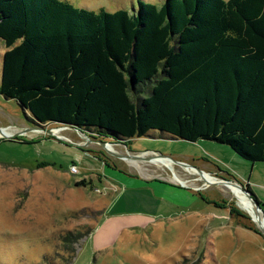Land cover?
Masks as SVG:
<instances>
[{
	"label": "trees",
	"instance_id": "obj_1",
	"mask_svg": "<svg viewBox=\"0 0 264 264\" xmlns=\"http://www.w3.org/2000/svg\"><path fill=\"white\" fill-rule=\"evenodd\" d=\"M0 43V95L36 125L118 142L159 131L264 163V0H137L114 12L0 0Z\"/></svg>",
	"mask_w": 264,
	"mask_h": 264
},
{
	"label": "rangeland",
	"instance_id": "obj_2",
	"mask_svg": "<svg viewBox=\"0 0 264 264\" xmlns=\"http://www.w3.org/2000/svg\"><path fill=\"white\" fill-rule=\"evenodd\" d=\"M62 1L92 11L137 7V0ZM4 51L0 43V78ZM35 126L15 100L0 95V129L11 135L25 131L12 140L0 137V264H180L185 257L196 258L199 248L207 250L204 243L211 237L222 257L219 264H264V253L255 247L261 250L260 239L264 243L259 221L223 183L260 195L247 187L248 178L238 176L246 168L248 177L252 163L228 146L159 131L127 142L94 139L68 126L55 132L59 139L32 130ZM87 139L111 143L118 155L166 159L123 160ZM196 170L215 181H206ZM81 179L91 185L77 187ZM90 229V235L71 246L64 241ZM228 236L241 245L240 253L219 254L227 251L223 244ZM244 236L255 239L246 242Z\"/></svg>",
	"mask_w": 264,
	"mask_h": 264
},
{
	"label": "crops",
	"instance_id": "obj_3",
	"mask_svg": "<svg viewBox=\"0 0 264 264\" xmlns=\"http://www.w3.org/2000/svg\"><path fill=\"white\" fill-rule=\"evenodd\" d=\"M257 164H260V163H252L251 165V168H250V175L248 177H246V171H243L245 170L246 168H243V170H240L238 171V176L240 178H248L247 180V187L250 186L253 188V191L254 189H257L260 191V195L258 193H255L254 191V194H255V198L261 202V204H264V166H257ZM261 164H264V163H261ZM257 170V171H256ZM256 171V176L254 175V172ZM263 172V175H261ZM249 188V187H248ZM128 202H125V201H122L121 204L122 205H126ZM132 203V202H131ZM202 224L199 226L201 227ZM249 232V231H248ZM250 233V232H249ZM255 239V237H252V236H244V239H246V242L247 241H250V242H253V240ZM260 238H258L259 240ZM259 242H261V250L259 249V247H257L255 245V247L257 248V250L260 252V253H264V243L262 242V240L260 239ZM224 246H226L227 248V251H223V252H219V254H222L224 252L226 253H240L241 252V245H236V243L233 241V238L228 236L226 238V242L223 244ZM204 246L207 247L208 249L207 250H204L202 252V250H198V253L199 252H202L203 254V264H205V261H207L208 259H210L209 261V264H219L220 262V259L222 257H219L218 256V252L216 250V246H217V241L215 243V239H213L212 237L207 240L205 243H204ZM260 257L262 258V256L260 255ZM208 264V263H206Z\"/></svg>",
	"mask_w": 264,
	"mask_h": 264
},
{
	"label": "water",
	"instance_id": "obj_4",
	"mask_svg": "<svg viewBox=\"0 0 264 264\" xmlns=\"http://www.w3.org/2000/svg\"><path fill=\"white\" fill-rule=\"evenodd\" d=\"M63 127H59V128H65V126H67V125H62ZM73 128V127H72ZM75 131H77V129H75V128H73ZM32 130H34V131H39V132H46V133H48V134H50V135H52V136H56L55 135V133L53 132V130L52 129H49L48 131H45L44 130V127H43V125H39L38 127H33L32 128ZM25 133V131H22V132H20V133H16V134H14V135H5V134H3L2 133V129H0V134H1V137L2 138H4V139H8V140H12V139H15V138H17L18 136H21V135H23ZM57 138H59V139H61L60 137H58V136H56ZM87 141H88V143H93V144H96V145H98V146H100L101 148H103L104 150H106L107 152H109V153H111V154H113V155H115L116 157H118V158H120V159H123V160H133V159H146V160H148V161H156V160H162V161H164L165 159H166V157L165 156H142V155H135V156H128V155H118L117 153H115L114 151H111L108 147L109 146H112V144L111 143H108V142H103L102 140L100 141V140H90V139H87ZM182 166H184V168H191L192 169V167L191 166H186V165H184V164H182ZM199 172V174L201 175V177L202 178H204L203 177V175H202V173L200 172V171H198ZM205 179V178H204ZM206 180V179H205ZM207 181V180H206ZM223 183H225V184H228V185H230L231 183L230 182H228V181H226V180H224L223 181ZM232 185V184H231ZM233 186H236V185H233ZM237 187H239L240 188V190L246 195V197L251 201V203H252V205H253V207L255 208V210L256 211H260L261 213H262V222H260L259 221V226L261 227V229H262V232H263V234H264V210H263V208L264 207H262L261 205H260V203L255 199V197L253 196V194L252 193H250L249 191H247V190H244L241 186H237Z\"/></svg>",
	"mask_w": 264,
	"mask_h": 264
},
{
	"label": "bare ground",
	"instance_id": "obj_5",
	"mask_svg": "<svg viewBox=\"0 0 264 264\" xmlns=\"http://www.w3.org/2000/svg\"><path fill=\"white\" fill-rule=\"evenodd\" d=\"M59 129L61 128H54L52 129L53 132H57ZM2 133L5 134V135H11V132L9 130H7L6 128H3L2 129ZM1 135V134H0ZM1 137V136H0ZM111 151L113 150L112 146H109L108 147ZM156 161H162L161 159L160 160H156ZM138 167V166H137ZM188 169V168H187ZM190 171V170H189ZM195 172V169L192 170ZM197 172V170H196ZM198 173V172H197ZM204 178L206 180H209V181H215V179L211 178L209 175H204ZM229 189L231 190V192L235 195V197L239 200V202L242 204V206L257 220V221H260L262 222V215H261V212L260 211H256L255 208L253 207V209L257 212V213H253L252 212V209H251V201L246 197V195L240 190L239 187L237 186H230L229 185Z\"/></svg>",
	"mask_w": 264,
	"mask_h": 264
},
{
	"label": "built area",
	"instance_id": "obj_6",
	"mask_svg": "<svg viewBox=\"0 0 264 264\" xmlns=\"http://www.w3.org/2000/svg\"><path fill=\"white\" fill-rule=\"evenodd\" d=\"M71 172H76L75 166H71Z\"/></svg>",
	"mask_w": 264,
	"mask_h": 264
}]
</instances>
